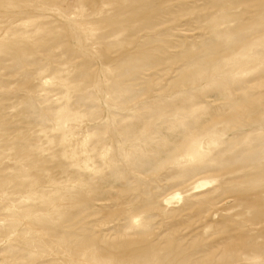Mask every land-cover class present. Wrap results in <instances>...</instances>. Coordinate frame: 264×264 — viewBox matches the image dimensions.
Returning <instances> with one entry per match:
<instances>
[{"label": "rangeland", "instance_id": "374dc122", "mask_svg": "<svg viewBox=\"0 0 264 264\" xmlns=\"http://www.w3.org/2000/svg\"><path fill=\"white\" fill-rule=\"evenodd\" d=\"M0 264H264V0H0Z\"/></svg>", "mask_w": 264, "mask_h": 264}]
</instances>
